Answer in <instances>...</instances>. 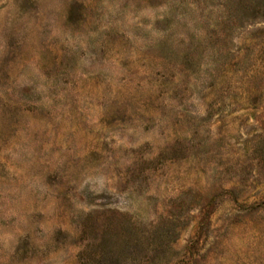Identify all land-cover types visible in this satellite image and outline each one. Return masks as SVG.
<instances>
[{"label": "rangeland", "instance_id": "rangeland-1", "mask_svg": "<svg viewBox=\"0 0 264 264\" xmlns=\"http://www.w3.org/2000/svg\"><path fill=\"white\" fill-rule=\"evenodd\" d=\"M0 264H264V0H0Z\"/></svg>", "mask_w": 264, "mask_h": 264}]
</instances>
